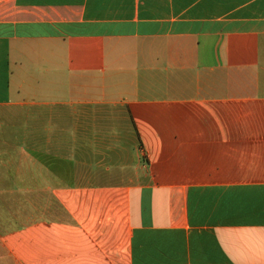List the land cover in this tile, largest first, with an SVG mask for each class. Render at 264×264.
<instances>
[{"label": "crops", "instance_id": "crops-1", "mask_svg": "<svg viewBox=\"0 0 264 264\" xmlns=\"http://www.w3.org/2000/svg\"><path fill=\"white\" fill-rule=\"evenodd\" d=\"M0 264H264V0H0Z\"/></svg>", "mask_w": 264, "mask_h": 264}, {"label": "rangeland", "instance_id": "rangeland-1", "mask_svg": "<svg viewBox=\"0 0 264 264\" xmlns=\"http://www.w3.org/2000/svg\"><path fill=\"white\" fill-rule=\"evenodd\" d=\"M56 78H57V76L54 75V79H56ZM53 112L57 113V112H60V110L54 109ZM62 112H64V110ZM71 112L76 113L77 115L92 114L93 112L98 113V114H109V115H112L113 119H114V116H117V119H118V118H120V115L123 116L126 113L125 109L118 108V107H104V108L99 107V108H95L94 110L89 109V108H87V109L77 108L74 111L72 110ZM25 116L26 117L28 116V111L25 113ZM22 118H23V114L21 115V119ZM23 120L24 119H22V123H23ZM28 123L29 122L27 121V125H28ZM77 124H79V123H77ZM81 124H83V123H81ZM127 124L124 122H121L119 120L115 121V122H111L109 124V127H110L109 129L111 131L108 133V136L102 137L98 141V145L100 146L99 150L101 153L100 157H102V159H103V157L108 156V152H109L110 148H113V152L115 153L114 155H117V153H118V156H121L122 158H124V157L129 158V160H132V158L136 159L133 157L134 154L131 151V146H132V143L134 142L133 133H131V131H129ZM83 125H85V123ZM21 126H23V124ZM115 128L119 131L117 134H112L113 133L112 130H114ZM87 140L88 139H86V141ZM104 165H108L107 160H106V163ZM82 177L84 179H87V178H85L84 175H81V178L79 180H82Z\"/></svg>", "mask_w": 264, "mask_h": 264}, {"label": "trees", "instance_id": "trees-1", "mask_svg": "<svg viewBox=\"0 0 264 264\" xmlns=\"http://www.w3.org/2000/svg\"><path fill=\"white\" fill-rule=\"evenodd\" d=\"M16 158H19V160L21 161L22 163V168L18 171V174L16 173V171H6L7 174L9 176H12V174H15V176L18 178V182H17V185L16 187L17 188H25L27 186V182L29 180V175H30V170L27 166V164L29 163V156L28 155H25V154H19ZM42 160L43 162L46 160V157H42ZM37 172V177H44L45 175V170H40V169H36L34 171V173ZM48 172L52 173V178H53V181L55 182V180H60V178H63L61 179L62 181H65V180H68L70 179V175L72 170H68L67 169V175L66 177H64V169L61 170L59 167L58 168H52L51 170H48ZM3 252V251H2Z\"/></svg>", "mask_w": 264, "mask_h": 264}]
</instances>
